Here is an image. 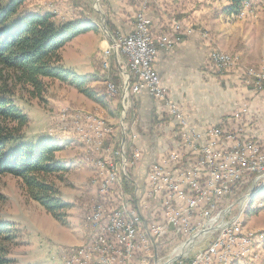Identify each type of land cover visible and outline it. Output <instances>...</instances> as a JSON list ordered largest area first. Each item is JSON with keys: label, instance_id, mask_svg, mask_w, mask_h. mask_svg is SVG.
<instances>
[{"label": "built area", "instance_id": "2783aa9c", "mask_svg": "<svg viewBox=\"0 0 264 264\" xmlns=\"http://www.w3.org/2000/svg\"><path fill=\"white\" fill-rule=\"evenodd\" d=\"M151 22L140 9L135 14L133 31L128 35L111 33L109 45L100 55L104 69L109 67L112 51L126 58L118 68L119 87L106 81L111 97L120 92V137L115 164L104 168L105 183H100L103 203L92 209L94 233L87 248H79L77 256H68L69 262L96 264V258H105L111 264H134L135 255L144 252L135 222H142L153 245L172 234L182 238L179 251L164 264H224L237 252H244L247 260L249 236L253 233L237 226L236 212L244 191L263 178L264 133L253 137L240 127L230 130L220 124L198 132L180 104L170 99L154 65L160 49H171L193 28L172 19L168 29L154 35ZM209 62L217 70L238 65L234 58L221 57L216 50L209 52ZM245 72L247 84L254 89L264 88L263 69ZM141 91L161 101L165 112L178 123L177 147L153 160L142 182L133 178L131 171L141 151L134 141L126 144L124 123L134 96ZM88 119L91 135H100L101 143L106 138L103 121L94 116ZM104 157L106 147L100 157L102 167ZM112 192H125V199H112ZM126 209H136L137 221L127 218ZM102 237H109V251H102ZM91 255L94 262L90 261Z\"/></svg>", "mask_w": 264, "mask_h": 264}, {"label": "rangeland", "instance_id": "374dc122", "mask_svg": "<svg viewBox=\"0 0 264 264\" xmlns=\"http://www.w3.org/2000/svg\"><path fill=\"white\" fill-rule=\"evenodd\" d=\"M100 1L26 0L21 11L42 13L57 10L56 19L66 21L70 20L67 12L68 4L77 6L78 3H81L82 8L78 11L88 12V14L92 12L97 15L100 10ZM261 2L252 0L251 3L245 4L240 14L232 15L237 17L235 20L245 22L237 24V28L232 29L237 35L232 50L213 49L220 54L234 58L238 65L233 68L237 69L243 78L245 71L264 70V0ZM71 6L69 7L71 8ZM243 18L245 19L242 20ZM246 22H252V24H246ZM67 44L62 48V60L59 64L75 74L79 71L86 72L85 64L71 59L68 49H66ZM88 63H92L91 68L95 76L78 73L79 76H85L88 79L86 88L89 91L97 90L109 99L114 98L119 101L120 92L115 97H111L106 91V81H113L118 88L120 71L116 70L111 62H109L108 69H104L101 65L100 52H95ZM209 65L211 78L215 80L214 82L222 87H227L223 78L229 71L228 68L217 70L210 62ZM74 69H78L77 73ZM91 76L99 80L94 87H90ZM43 82L41 95L35 96L31 93L29 85L18 83L11 74L4 73L0 77V86L4 88L5 96L10 98L29 118L28 124L23 128L25 141L36 144L38 140L47 137L61 145V149L55 152V158L67 166V172L48 176L47 180L54 185L57 196L67 202V206L59 210V217L55 218L26 194L18 178L11 174H2L0 176V224H6L7 232H5L6 237H0V258L7 260L6 264H73L69 262L68 256H77L79 248H87L94 233L91 214L95 205L103 203L99 193L100 183H105L104 168H112L117 157L118 144L113 138L115 123H111L104 113V115L100 113V106L97 102L68 81L45 78ZM232 87L235 88V85L232 84ZM247 88L255 94H264V88L254 89L251 84H248ZM262 104V111L255 113L260 118H264V97ZM239 109L236 111H241V115L238 116L235 113L233 117L224 116L219 124L226 125L227 120L240 119L246 115L247 118H250L247 120L248 123L253 124L254 128L264 133V123H260V118L252 119L250 117L254 114L249 104L242 105ZM115 110L118 114V106ZM129 113L133 114V111H128L124 123L131 119ZM89 116L97 117L103 121L106 138L101 143H99L100 135H95V133L91 135ZM239 126L248 127V125H237L233 128ZM125 127L127 128V123H125ZM105 147L106 157H104L102 167L100 157ZM134 167L135 165L132 166L131 171ZM59 175L61 177H58ZM263 182L264 175L259 183L251 185L244 191L243 196L246 195L247 198L244 205L239 206V210L236 212L237 226L253 233L249 236V249L246 250L247 260H244V252H237V256L227 258L224 264H246L248 261L250 264H264ZM242 189L245 190V188ZM252 191H254L253 194ZM120 193L118 195L116 192H112V199H125V192ZM107 204L114 205V203ZM131 210L135 211L130 213L126 209L127 218L130 221H137L136 209ZM137 223L135 222V231L145 253H137L134 264H164L174 256V253L179 251L181 237L172 234L169 239L161 238L159 243L153 245L150 233L146 231L142 222L139 225ZM141 235L145 237V240L141 239ZM102 251H109V237H102ZM90 261H95L93 255H91ZM96 264H111V261L105 258H96ZM171 264L177 263L173 261Z\"/></svg>", "mask_w": 264, "mask_h": 264}, {"label": "crops", "instance_id": "0c3cea01", "mask_svg": "<svg viewBox=\"0 0 264 264\" xmlns=\"http://www.w3.org/2000/svg\"><path fill=\"white\" fill-rule=\"evenodd\" d=\"M227 3L226 0H101L97 15L78 11L82 8L81 3L77 6L68 4L67 12L70 16L68 19L90 21L95 28L77 35L67 44L66 49L72 60L85 64L86 72L79 71V74L94 75L92 63H88L92 55L95 52H100L101 55L108 47L111 33L121 35L131 33L134 29L135 14L140 9H144L146 15L151 18L154 35H159L168 29L172 19L182 21L192 26V33L183 35L171 49H160L154 63L162 83L168 89L170 99L180 104L198 132L219 124L224 116L233 117L235 113L241 115V111L236 110H240L239 108L245 104L251 106L254 114L250 115L252 119L260 118L255 113L263 109L264 94H255L247 88L248 84L237 69L228 68L229 71L223 78L227 87L218 85L211 78L209 52L213 49L232 50L237 40V35L232 29L237 28V24L245 23L235 20L237 17L222 11ZM53 11L57 13V10ZM105 21L109 23L108 26ZM204 34L206 36H203ZM108 60L116 70L120 68V64L126 63L124 56L113 51L108 56ZM74 70L77 73L78 69ZM91 78L90 87H94L99 80L92 76ZM90 93L89 98L100 106V113L105 114L111 123H115L113 138L117 142L120 137V99L119 101L114 98L109 99L97 90H90ZM116 106H118V114L115 110ZM131 110L133 111V114L129 113L131 119L125 122L127 123L125 140L127 145L134 141L141 151L132 174L133 178L142 182L148 165L153 160L161 158L166 151L177 147L178 123L165 112L162 102L151 97L146 91L134 96L129 112ZM247 120L250 118L246 115L240 119L232 118L223 126L229 129L232 127L230 130H234L233 126L248 125L247 128L239 127L250 136H261L262 131L254 128ZM259 121L263 124L264 118L261 117ZM132 135H135L134 139ZM87 166L90 167L89 164ZM127 210L130 213L135 211ZM139 224L140 222L137 223ZM141 239L145 240V237L141 235Z\"/></svg>", "mask_w": 264, "mask_h": 264}, {"label": "trees", "instance_id": "16d2710c", "mask_svg": "<svg viewBox=\"0 0 264 264\" xmlns=\"http://www.w3.org/2000/svg\"><path fill=\"white\" fill-rule=\"evenodd\" d=\"M25 1L0 0V77L4 73L11 74L18 83L29 85L35 96L41 95L45 78L68 81L90 96L86 88L88 79L64 69L59 63L63 46L95 26L80 19L58 21L53 11L22 12ZM226 1L222 11L238 15L252 0ZM5 95L0 86V176L11 174L18 178L26 194L58 218L59 210L65 208L67 202L57 196L47 177L67 172V166L55 158L61 145L47 137L36 144L27 143L23 128L29 118ZM6 229V224H0V237L5 236ZM6 262L0 258V264Z\"/></svg>", "mask_w": 264, "mask_h": 264}, {"label": "bare ground", "instance_id": "6f19581e", "mask_svg": "<svg viewBox=\"0 0 264 264\" xmlns=\"http://www.w3.org/2000/svg\"><path fill=\"white\" fill-rule=\"evenodd\" d=\"M216 53H217L219 56H221V57H229V58H232V57H230L229 55H226V54H220L219 52H216ZM263 183H264V182H263ZM263 183H262V184H263ZM262 184H261V185H262ZM253 192H254V191H252V194H253ZM246 198H247V196L244 195V196H243V199H242V201H241V203H240V206L244 205Z\"/></svg>", "mask_w": 264, "mask_h": 264}]
</instances>
